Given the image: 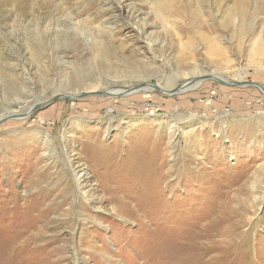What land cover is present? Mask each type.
Returning <instances> with one entry per match:
<instances>
[{
  "label": "rangeland",
  "instance_id": "rangeland-1",
  "mask_svg": "<svg viewBox=\"0 0 264 264\" xmlns=\"http://www.w3.org/2000/svg\"><path fill=\"white\" fill-rule=\"evenodd\" d=\"M241 80L264 87V0H0V116L37 104L0 120V264H264V94Z\"/></svg>",
  "mask_w": 264,
  "mask_h": 264
},
{
  "label": "bare ground",
  "instance_id": "bare-ground-1",
  "mask_svg": "<svg viewBox=\"0 0 264 264\" xmlns=\"http://www.w3.org/2000/svg\"><path fill=\"white\" fill-rule=\"evenodd\" d=\"M242 73V70L241 71H237V73L235 74L236 77L238 78H243V76L241 75ZM165 78V77H164ZM210 78V77H209ZM211 78L217 82H220L221 84H224L228 82V80L230 79L229 77L226 78L224 76H222L221 74H216L214 76H211ZM188 83H190L192 81L193 78H189L188 77ZM237 82H240V85L242 82L244 81H237ZM250 82H253V81H250ZM200 81H197L195 82V84L192 86V88H196L194 86H196L197 84H199ZM230 83V82H229ZM235 83H232L231 85H235ZM145 84L144 83H141V84H138V85H132V87H116L114 89H105V90H101V89H98L97 87L95 89H92V90H89L87 92H84V93H80V94H64L65 96L67 95L68 98H70V100H74V99H77V98H83L84 96L85 97H89V96H95V94L97 93H100V95H106V96H114V95H131V94H134L135 92H142L141 91V87L144 86ZM148 85H151V84H148ZM153 85V84H152ZM162 85V84H161ZM240 85H235V86H240ZM261 85V84H260ZM243 86H246V85H243ZM250 86H254V87H257L261 92H263L264 94V87L261 85V86H256L254 84H250ZM167 87H163V86H160V84H155L152 86V88H150V92H154L155 93H158V94H165L166 92L168 93H171L170 90L167 91L166 89ZM190 89V88H189ZM110 92V93H109ZM187 92V91H186ZM151 95V94H149ZM162 97V96H161ZM54 98V97H53ZM141 99H146L144 96L140 97ZM139 98V99H140ZM149 98V97H148ZM165 98V97H164ZM147 100V99H146ZM50 101H53V99H50ZM48 101V102H50ZM79 101V99H78ZM144 101V100H143ZM44 102V101H43ZM48 102H44V103H40V104H45V103H48ZM37 104H34V105H31L29 107H23L21 110H19L18 112H11V113H7V114H3L0 116V120L1 119H8V116H17L16 118H23V119H26V118H30L32 116V111L33 109L35 108L34 106H36ZM151 105V104H150ZM123 106V105H122ZM162 106V105H161ZM204 106L205 108L207 107L208 109H210V106L207 104V103H204ZM149 110L153 113L155 112V109L154 107H150ZM209 111V110H208ZM35 114V113H34ZM146 116H151L152 114H145ZM198 117L197 114H192L191 115V119H194L196 120V118ZM44 119V118H43ZM180 129V127H179ZM48 137V136H47ZM89 141V140H87ZM86 142V141H85ZM45 143L48 145L50 144V147L53 149V146H52V141L50 139H46L45 140ZM143 143V141H142ZM85 145V144H84ZM87 146V145H86ZM92 146V145H91ZM63 149H64V152H65V156H66V165H67V168H69L68 170H70V172L73 174V177H74V185H75V188L79 191L82 190L83 188V185L85 183V180H86V174L84 171L82 170H77L76 166H73L74 162L70 156V152L68 151V147L67 145H64L63 146ZM51 150V149H50ZM56 150V149H55ZM52 151V150H51ZM50 151V152H51ZM101 152V151H99ZM158 153L155 155V159H149V160H145V163H148L150 164L152 167H154V171L152 169V172L150 173H147L143 178L146 179V180H149L150 183H146V185L143 184V189L144 190L145 188H148L149 190H147L145 193H140V194H144V196L147 197V195H149V191L151 193H154L155 195L159 196V190L161 188V180L165 177H167V170H165L164 174H163V169H164V152L163 150L162 151H157ZM104 155V154H102ZM98 157V156H97ZM96 158V157H95ZM116 158V157H115ZM152 158V157H151ZM124 163V162H123ZM86 171V170H85ZM124 171V170H123ZM126 173V172H125ZM124 174V173H123ZM127 174V173H126ZM147 181V182H149ZM136 184V183H135ZM140 187V186H139ZM138 189V188H137ZM156 189L158 192H156ZM162 192V191H161ZM160 192V193H161ZM85 195H87V192H83ZM149 197V196H148ZM145 201V200H144ZM152 202V199L150 200ZM149 201V202H150ZM143 205V204H142ZM159 206H165L164 204L162 205H159ZM158 208V207H157ZM159 212V211H158ZM30 239H23V241H19L17 242L13 247V249L10 251V255L13 256V257H20L22 256L23 254L25 255H30L29 253H32V250L30 252L29 250V247L30 246ZM6 264V263H5ZM7 264H11L9 261L7 262Z\"/></svg>",
  "mask_w": 264,
  "mask_h": 264
},
{
  "label": "water",
  "instance_id": "water-1",
  "mask_svg": "<svg viewBox=\"0 0 264 264\" xmlns=\"http://www.w3.org/2000/svg\"><path fill=\"white\" fill-rule=\"evenodd\" d=\"M207 78L208 77H211V75H208V76H206ZM201 78V77H200ZM197 80H198V78H196ZM250 84H254V85H256V86H261L259 83H257V82H242L241 83V85H250ZM235 85H240V82H236V84ZM64 96V95H63Z\"/></svg>",
  "mask_w": 264,
  "mask_h": 264
}]
</instances>
